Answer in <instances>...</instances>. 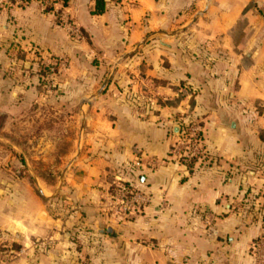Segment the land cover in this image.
I'll use <instances>...</instances> for the list:
<instances>
[{
    "label": "crops",
    "instance_id": "crops-1",
    "mask_svg": "<svg viewBox=\"0 0 264 264\" xmlns=\"http://www.w3.org/2000/svg\"><path fill=\"white\" fill-rule=\"evenodd\" d=\"M104 2L100 15L95 0L0 9L1 45L64 60L59 85L81 102L64 177L78 205L51 217L28 189L0 200V241L19 247L0 264H254L264 223L252 200L264 194V0ZM188 112L204 121L209 154L193 168L165 160L174 118ZM115 178L150 198L132 217L105 207Z\"/></svg>",
    "mask_w": 264,
    "mask_h": 264
},
{
    "label": "rangeland",
    "instance_id": "rangeland-1",
    "mask_svg": "<svg viewBox=\"0 0 264 264\" xmlns=\"http://www.w3.org/2000/svg\"><path fill=\"white\" fill-rule=\"evenodd\" d=\"M6 7L9 6L4 5L0 9ZM257 14L263 16L261 10ZM243 23L239 22L240 25ZM1 43L0 40V139L3 141H0V200L4 201L11 193L17 194L28 189L38 197L51 217L68 216L71 208L78 205L73 196L74 188H70L68 183L64 184V177L70 165V154L73 152L72 140H75V131L80 126L76 114L80 111L81 102L74 96L71 98L70 87L59 85V80L67 68L64 60L53 56L42 58L38 52L26 58L27 55L22 50L13 49L11 52V45L7 44L5 47ZM102 85L101 82L98 87L101 88ZM76 90L80 92V88ZM189 106L191 109L195 106L192 98ZM260 109L257 105V112ZM188 114L190 112L183 117L174 118V124L179 129L189 128V131L192 127L196 128L193 141L196 144L195 149L182 148L183 144L179 140L181 136L170 128L168 134L172 143L165 160L193 168L197 163L208 161L209 154L204 144V121L194 116L187 117ZM5 115L10 116L6 123L2 119ZM116 180L115 178L114 183L112 181L109 188L105 207L113 216L132 217L140 207L149 203L150 198L144 205L133 207L129 213H116L113 199ZM260 197V202L252 200L258 207V216L264 222V194L257 195V198ZM255 205L252 204L250 208ZM263 229L264 223L261 233ZM258 238L259 236L253 243ZM38 243L41 247H48L51 240L41 239ZM3 246L4 243L0 241V254L3 257L9 255L6 251L19 248ZM250 252L254 264H257L258 256L254 254L252 245Z\"/></svg>",
    "mask_w": 264,
    "mask_h": 264
},
{
    "label": "built area",
    "instance_id": "built-area-1",
    "mask_svg": "<svg viewBox=\"0 0 264 264\" xmlns=\"http://www.w3.org/2000/svg\"><path fill=\"white\" fill-rule=\"evenodd\" d=\"M31 0H0V7L8 5L9 7H23L26 6ZM196 128L192 127L188 129H179V140L182 142L184 149H195L196 144H193ZM141 161L138 159L132 167L139 168ZM155 163L151 162V167H154ZM116 193L113 197L115 212L118 214L129 213L136 205H144L149 201V197L137 190L132 181H125L123 178H117L116 180ZM252 250L254 254L258 256L257 264H264V229L263 233L259 235V238L252 244Z\"/></svg>",
    "mask_w": 264,
    "mask_h": 264
},
{
    "label": "trees",
    "instance_id": "trees-1",
    "mask_svg": "<svg viewBox=\"0 0 264 264\" xmlns=\"http://www.w3.org/2000/svg\"><path fill=\"white\" fill-rule=\"evenodd\" d=\"M68 0H63V4L64 6H66ZM49 10V9H47ZM105 10V2L104 0H95V10L93 11V14H97V15H100L104 12ZM41 198H44L42 195H41Z\"/></svg>",
    "mask_w": 264,
    "mask_h": 264
},
{
    "label": "water",
    "instance_id": "water-1",
    "mask_svg": "<svg viewBox=\"0 0 264 264\" xmlns=\"http://www.w3.org/2000/svg\"><path fill=\"white\" fill-rule=\"evenodd\" d=\"M173 131H174L175 134H177V133H179V128L178 127H174Z\"/></svg>",
    "mask_w": 264,
    "mask_h": 264
}]
</instances>
